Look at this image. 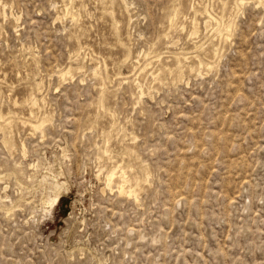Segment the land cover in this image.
I'll list each match as a JSON object with an SVG mask.
<instances>
[{
	"label": "rangeland",
	"instance_id": "1",
	"mask_svg": "<svg viewBox=\"0 0 264 264\" xmlns=\"http://www.w3.org/2000/svg\"><path fill=\"white\" fill-rule=\"evenodd\" d=\"M0 1V264H264V2Z\"/></svg>",
	"mask_w": 264,
	"mask_h": 264
},
{
	"label": "bare ground",
	"instance_id": "2",
	"mask_svg": "<svg viewBox=\"0 0 264 264\" xmlns=\"http://www.w3.org/2000/svg\"><path fill=\"white\" fill-rule=\"evenodd\" d=\"M111 1V0H110ZM115 1H117V0H115ZM185 1L186 0H174V2H173V4L171 5V7H170V13L168 14V16H169V18H170V16H172L173 14V16L174 17H171V24H172V26H176V24L177 23H175V20L176 19H178V17L183 13V7L185 6ZM1 2V1H0ZM72 2V1H71ZM259 2V1H258ZM262 2V3H261ZM263 2H264V0H261L260 1V3L261 4H263ZM1 3H3V2H1ZM65 3V2H64ZM84 3V2H83ZM245 2H244V0H236V3H235V5L236 6H238L239 7V5H241V6H243V4H244ZM259 3V4H260ZM3 4H5V3H3ZM71 5H72V3H70ZM122 4V3H121ZM66 5H68V3L66 2ZM65 5V6H66ZM70 5V6H71ZM84 5V4H83ZM82 6V5H81ZM125 6H126V8L128 9V10H130L131 9V3L128 1V0H125ZM224 6H226L225 5V3H224ZM223 6V7H224ZM3 8H4V6H2ZM207 7V6H206ZM228 7V6H227ZM227 7H225V8H227ZM5 8H6V6H5ZM75 8V7H74ZM209 8V7H208ZM208 8H205V11H206V13H208L209 14V17L210 18H212V14H211V11H209L208 10ZM7 9V8H6ZM66 9V8H65ZM122 9V8H121ZM123 9H125V7L123 8ZM126 9V10H127ZM191 9L193 10V11H195V13H197V12H200V10L199 9H197L196 7H195V4H192L191 5ZM190 9V10H191ZM228 9H229V7H228ZM232 9H234L233 7L231 8V9H229V10H231L232 11ZM68 10H70V9H68ZM224 10V9H223ZM235 10V9H234ZM71 11V10H70ZM204 11V10H203ZM204 11V12H205ZM67 12V11H66ZM227 12V11H226ZM230 12V11H229ZM235 12V11H234ZM223 13V16L221 17V18H219L218 17V19L216 20V19H214L215 21H217V25L219 26L218 27V32L219 33H217V34H221V35H225V34H229V32H232V30H230L231 28L232 29H234L233 27H235V25H236V23L234 24L233 22H234V20L233 19H230V17L228 18V19H226L225 17H227V13H224V11L222 12ZM227 14V15H226ZM232 14V13H231ZM230 13H229V15H231ZM6 15V14H5ZM235 15H237V14H235ZM232 16V15H231ZM233 17H235L234 15L231 17V18H233ZM77 18V17H76ZM131 18V17H130ZM217 18V17H216ZM236 18V17H235ZM213 19V18H212ZM131 20V19H130ZM197 20H196V18L193 20V29H192V35H197L198 33H199V27H198V23L196 22ZM207 21H211V20H207ZM116 22V21H115ZM119 22H121V21H119ZM132 22V21H131ZM177 22V21H176ZM207 24H208V22H206ZM210 24V23H209ZM208 24V25H209ZM233 24H234V26H233ZM119 25V24H118ZM211 25V24H210ZM171 26V25H170ZM207 26V25H206ZM122 27V26H121ZM120 27V28H121ZM118 28H119V26H118ZM172 28V27H171ZM120 31H121V29H120ZM191 32V31H190ZM217 32V31H216ZM190 34V35H191ZM129 35V34H128ZM220 35V36H221ZM231 35V34H230ZM228 36V35H227ZM222 37V36H221ZM128 38H129V36H128ZM228 38V37H227ZM120 40V39H119ZM122 41V40H121ZM121 41H120V43H121ZM125 42V41H124ZM178 42V41H177ZM176 43V42H175ZM121 44H123V42L121 43ZM124 45V44H123ZM129 49V48H128ZM127 49V50H128ZM213 50V49H212ZM130 51V50H129ZM78 52V51H77ZM80 53H81V51H80ZM131 53H132V51H131ZM130 53V54H131ZM77 54V53H76ZM127 54H129L128 52L127 53H125V55H127ZM187 54V53H186ZM77 55H79V54H77ZM148 55V54H147ZM215 55V54H214ZM80 56V55H79ZM79 56H78V58H79ZM132 56V55H131ZM81 57V56H80ZM75 58V57H74ZM77 58V57H76ZM127 58H128V56H127ZM186 58H187V55H186ZM130 59H132V58H130ZM135 59V58H134ZM133 59V60H134ZM174 59H175V63H178L179 65H181V64H183L182 62H183V60L185 59V52H183V53H178V54H175V56H174ZM80 60V59H79ZM78 60V61H79ZM124 60V59H123ZM128 60V59H127ZM187 60V59H186ZM200 60V59H199ZM125 61V60H124ZM136 61V60H135ZM123 62V61H122ZM129 62V61H128ZM131 62H132V60H131ZM137 62V61H136ZM135 62V63H136ZM174 63V64H175ZM201 64H203V61L201 60V62H200ZM206 64V63H205ZM210 64V63H209ZM192 66H193V64H191ZM191 65H189V68H190V66ZM196 65V64H195ZM194 65V66H195ZM198 65H199V62H198ZM198 65H196V66H198ZM211 65V64H210ZM135 66V65H134ZM167 66H168V68H169V65L167 64V65H163V67H161L160 68V70H162V71H164V70H166V69H168L167 68ZM172 66V65H171ZM178 66V65H177ZM185 66H188V65H185ZM204 66V65H203ZM78 67H80V66H78ZM81 67H85V66H81ZM157 67V66H156ZM176 67V66H175ZM181 67V66H180ZM199 67H201V66H199ZM198 67V68H199ZM212 67V66H211ZM69 68H71V67H69ZM69 68H68V71L67 72H64V71H58V72H61V73H58L57 72V74H59V75H62V76H60L61 78L62 77H65V76H68L69 74H71V69L69 70ZM166 68V69H165ZM179 68V66L177 67V69ZM183 68V67H182ZM188 68V69H189ZM193 68V67H192ZM191 68V69H192ZM197 68V67H196ZM72 69H74V68H72ZM78 69V68H77ZM76 69V70H77ZM82 69V68H81ZM173 69H174V67H173ZM176 69V68H175ZM180 69V68H179ZM186 69V68H185ZM187 69V70H188ZM201 69V68H200ZM75 69H74V71H76ZM78 70H80V69H78ZM77 70V71H78ZM95 70H97V69H95ZM144 70V69H143ZM170 70V69H169ZM172 70V69H171ZM183 70V69H182ZM187 70H185V72L187 71ZM194 70H195V67H194ZM94 71V70H93ZM173 71H175V70H173ZM191 71H193V69L191 70ZM81 72H83V70L81 71ZM157 72V71H156ZM158 72H161V71H159L158 70ZM80 73V72H79ZM94 73V72H93ZM96 74H97V71L95 72ZM99 73V72H98ZM170 73V72H169ZM171 73H172V71H171ZM174 73H176V72H174ZM173 73V74H174ZM180 73H181V75L180 76H182V73L184 74V70L183 71H180ZM201 73V72H200ZM160 74V73H159ZM73 75V74H72ZM95 75V74H94ZM120 76H122V72H121V75ZM155 76V75H154ZM156 76H157V74H156ZM158 76H160V75H158ZM184 76V75H183ZM161 77V76H160ZM178 77V76H177ZM66 78V77H65ZM158 77H156V79H157ZM180 78V77H179ZM161 79V78H160ZM65 80V79H64ZM158 80V79H157ZM138 83V81L137 82H135L134 83V85L135 84H137ZM42 84V83H41ZM35 85V84H34ZM37 85V84H36ZM43 85V84H42ZM103 85V84H102ZM1 86V85H0ZM104 86V85H103ZM36 87V86H35ZM40 87V86H39ZM43 87V86H42ZM41 87V88H42ZM138 91H139V95L142 97L144 94H145V91H144V86H143V84L142 83H139L138 84ZM37 89V88H36ZM134 89H135V87H134ZM34 91H36L35 89H33ZM41 90V89H40ZM39 90V91H40ZM104 91V90H103ZM102 91V92H103ZM106 91V90H105ZM33 95L34 96H37V95H35L34 93H33ZM104 95V94H103ZM1 96V95H0ZM38 97V96H37ZM102 96H100V98H101ZM36 98V97H35ZM104 98H106L105 96H104ZM39 99V98H38ZM37 99V100H38ZM43 99V98H42ZM14 101V100H13ZM27 101V100H26ZM34 101H36V100H34ZM33 101V102H34ZM39 101V100H38ZM43 101V100H42ZM42 101H40V102H42ZM102 101V100H101ZM104 101V100H103ZM103 101H102V103H103ZM18 102V101H17ZM28 102V101H27ZM33 102H31L32 104H33ZM40 102H39V104H40ZM100 102V101H99ZM15 103V102H14ZM14 103H12V104H14ZM36 104L35 105H37V101L35 102ZM45 103V102H44ZM105 103V102H104ZM17 104V103H16ZM100 104V103H99ZM19 105V104H18ZM29 105H30V102H29ZM34 105V104H33ZM32 105V106H33ZM34 105V106H35ZM102 105V104H101ZM104 105H106V104H104ZM15 106V105H14ZM17 106V105H16ZM31 106V105H30ZM43 106H44V104H43ZM18 107V106H17ZM38 107V106H37ZM34 108V107H33ZM42 108V107H41ZM40 108V109H41ZM103 108V107H102ZM35 109H36V106H35ZM39 110V109H38ZM42 110V109H41ZM106 110V109H105ZM36 111V110H35ZM40 111V110H39ZM38 111V112H39ZM110 111V110H109ZM10 112H11V110H10ZM13 112V111H12ZM11 112V113H12ZM37 112V111H36ZM10 113V114H11ZM15 113V112H14ZM13 113V114H14ZM30 113H32V112H30ZM42 113V112H41ZM43 113H45V112H43ZM111 113V112H110ZM14 115H16V114H14ZM31 115V114H30ZM39 115H41L40 113H39ZM44 115V114H43ZM112 115V114H111ZM114 115V114H113ZM9 116H11V115H9ZM32 116V115H31ZM45 116H46V113H45ZM45 116H43V117H45ZM50 115H48V117H49ZM1 117V116H0ZM6 117V116H5ZM8 117V116H7ZM30 117V116H29ZM41 117V116H40ZM40 117H39V119H38V117L37 118H35L34 117V119H38V120H42V119H40ZM99 117V116H98ZM97 117V118H98ZM2 118V117H1ZM4 118V117H3ZM3 118H2V120H3ZM9 118V117H8ZM11 118V117H10ZM24 118V117H23ZM31 119V118H30ZM45 119H46V117H45ZM7 120H9V119H7ZM6 120V121H7ZM17 120V119H16ZM21 120V119H20ZM27 119L25 118V121H26ZM43 120H44V118H43ZM47 120H49L50 121V118H47ZM30 121V120H29ZM2 122H4V121H2ZM10 122V121H9ZM17 122V121H16ZM15 121L13 122V123H16ZM21 122H22V120H21ZM33 122V121H32ZM38 122V121H37ZM40 122V121H39ZM43 122V121H42ZM25 122H23V124H24ZM34 123V122H33ZM45 123H46V120H45ZM48 123V122H47ZM1 124V123H0ZM25 124H28V123H25ZM41 124V123H40ZM43 124H44V122H43ZM3 125V124H2ZM9 125V124H8ZM13 125V124H12ZM34 125V124H33ZM1 126V125H0ZM10 126H11V124H10ZM29 126V125H28ZM40 126H42V125H34V126H32V127H34L35 128V131H37L36 129H41V127ZM2 127V126H1ZM111 127H112V125H111ZM5 128V127H4ZM33 128V129H34ZM115 128V127H114ZM113 128V129H114ZM6 129H8V128H6ZM112 129V128H111ZM110 129V130H111ZM1 130V129H0ZM5 130V129H4ZM41 130H43V129H41ZM2 131H3V128H2ZM34 131V132H35ZM104 131V130H103ZM39 132V131H38ZM116 132H117V130H116ZM43 133V132H42ZM119 133V132H118ZM108 136H109V133H108ZM9 139V138H8ZM109 139V138H108ZM110 139H112L111 137H110ZM10 140V139H9ZM111 141V140H110ZM11 142V141H10ZM10 142H7V143H10ZM110 143V142H109ZM106 145H108V144H105V146ZM109 147V146H108ZM130 148V147H129ZM105 149V148H104ZM110 149H111V147H110ZM134 150V149H133ZM126 151H127V149H126ZM130 152H131V150H129ZM109 152V149L107 148L106 149V151H105V153L107 154ZM112 152V151H111ZM132 152H134V151H132ZM109 154V153H108ZM107 154V155H108ZM130 154V153H129ZM133 154V153H132ZM110 155H112V154H110ZM127 155V154H126ZM107 158V157H106ZM125 158V157H124ZM107 159H109V158H107ZM107 159L106 160H104V161H107ZM130 159H132V158H130ZM134 159V158H133ZM100 160H101V158H100ZM135 160V159H134ZM113 161V160H112ZM116 161H118V160H116ZM130 160H128V162H129ZM132 161V160H131ZM130 161V162H131ZM139 161V160H138ZM137 161V162H138ZM127 162V161H126ZM129 162V164L131 165V163ZM141 162V161H140ZM140 162H138V164L140 163ZM105 163V162H104ZM104 163H102V166L104 165ZM113 163V162H112ZM111 163V164H112ZM122 163H120L119 164V162L118 163H115L114 162V164H113V166H111L110 167V169L107 171V173H106V180H107V185L109 186V187H112L113 188V184H117V186L116 187H118V190H119V193L121 194V196H123V195H126V196H129V197H134V198H138V193L141 191V190H143L144 189V182L141 180V179H143L142 177H138L137 176V174H135V173H131L132 172V170L130 171L129 169H127V168H125L124 166H122L121 165ZM134 164V163H133ZM132 164V165H133ZM143 164V163H142ZM36 165V164H35ZM35 165H32L33 167H35ZM106 165V164H105ZM131 165V166H132ZM141 164H139V165H137V166H140ZM17 166V165H16ZM37 166V165H36ZM19 167V166H18ZM132 167H134V166H132ZM136 167V166H135ZM146 167V166H145ZM144 167V168H145ZM20 168V167H19ZM37 168V167H36ZM39 168V167H38ZM105 168V167H104ZM148 168V167H147ZM15 170V169H14ZM102 170H103V167H102ZM101 170V171H102ZM149 170V169H148ZM17 171H18V169H17ZM22 171V170H21ZM20 171V172H21ZM104 171V170H103ZM143 171H146V170H143ZM12 172V171H11ZM11 172H10V174H11ZM133 172H136V171H134L133 170ZM0 173H1V171H0ZM3 173V172H2ZM23 173L24 172H22V176H24L23 175ZM16 174V173H15ZM147 174V173H146ZM43 175H45V174H43ZM149 175V174H148ZM150 175H151V173H150ZM4 176V175H3ZM16 176V175H15ZM6 177V176H5ZM9 177H10V175H9ZM11 177H13V176H11ZM21 177V176H20ZM148 177V176H147ZM150 177V176H149ZM1 178V177H0ZM8 178V177H7ZM22 178V177H21ZM31 178V177H30ZM44 178V177H43ZM50 178V177H49ZM6 179V178H5ZM29 179V178H28ZM145 179H147V178H145ZM149 179V178H148ZM1 180V179H0ZM3 180H4V178H3ZM44 180H46V178L45 179H43V183H44ZM47 180H48V178H47ZM2 181V180H1ZM145 181V180H144ZM34 182V181H33ZM40 182V181H39ZM19 183V182H18ZM41 183V182H40ZM39 183V184H40ZM43 183H42V185H43ZM52 183V187H51V191L47 194V198H45L44 200H45V203H46V205H49V207L50 208H53V207H56V205L57 204H59V202H60V200H61V198H62V191H63V187H64V185H66V183L64 182V183H60L59 181H56V183H53V182H51ZM20 184V183H19ZM115 184V185H116ZM107 186V187H108ZM66 187V186H65ZM147 187V186H146ZM67 188V187H66ZM68 189V188H67ZM146 189V188H145ZM69 190V189H68ZM68 192V191H67ZM7 198H8V196H6ZM6 200V199H5ZM44 204V203H43Z\"/></svg>",
	"mask_w": 264,
	"mask_h": 264
}]
</instances>
